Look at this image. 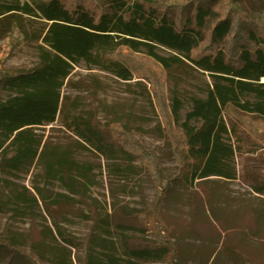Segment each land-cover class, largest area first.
<instances>
[{
	"label": "trees",
	"instance_id": "obj_1",
	"mask_svg": "<svg viewBox=\"0 0 264 264\" xmlns=\"http://www.w3.org/2000/svg\"><path fill=\"white\" fill-rule=\"evenodd\" d=\"M22 15L42 19L47 28L33 68L0 74V88L8 92L7 96L0 94V169L20 171L37 162L48 181H57L77 194L89 189L92 170L75 154L87 146L102 154L117 147L126 158L142 165L157 187L153 210L140 214L139 219L145 230L167 244L140 254L151 262L177 257L174 228L163 212L169 194L213 176L236 178L225 159L233 154V145L243 144L244 137L236 126L226 124L224 110L237 111L250 136L264 141V0H15L0 5V17L17 22ZM142 53L147 58H140ZM82 63L124 82L137 76L152 83L157 115L162 116L163 130L175 143L178 170L174 177L162 181L161 168L143 143L141 129H131L118 119L101 124L95 110L82 115L79 97L70 100L63 93L72 72ZM183 64L209 75L212 84L205 97L192 98L191 109L176 132L182 106L177 98L172 106L167 104L163 80ZM129 87L148 91L142 83ZM56 124L72 133L74 141L63 144L39 133ZM32 189L34 193L26 187L15 191L18 200L31 206L38 204L39 197L48 215L58 214L61 194L52 197L45 187ZM210 208L213 219L219 221L213 205ZM59 236L75 248L72 238L61 231ZM93 238L85 264H104L89 251L95 244ZM9 241L6 250L28 264H73L72 249L66 246L58 249L16 233ZM30 241L33 253L22 249Z\"/></svg>",
	"mask_w": 264,
	"mask_h": 264
},
{
	"label": "rangeland",
	"instance_id": "obj_2",
	"mask_svg": "<svg viewBox=\"0 0 264 264\" xmlns=\"http://www.w3.org/2000/svg\"><path fill=\"white\" fill-rule=\"evenodd\" d=\"M14 1L0 0V5ZM3 17H0V74L33 68L38 63L37 46L46 31V22L27 15L17 18V22L16 18ZM159 53L171 55L168 51ZM139 57L147 58L143 53ZM137 83L144 84L148 91L141 93L138 88L129 87ZM211 84L209 75L185 64L164 76L167 104L172 106L177 98L182 106L176 132L191 109L192 98L205 97ZM63 93L70 100L79 97L82 115L95 110L101 124L118 119L131 129H141L143 143L161 168L162 181L165 183L176 175L175 143L163 130V118L157 115L156 96L147 78L135 76L124 82L82 63L72 72ZM0 94L7 96L8 92L0 88ZM223 117L229 127L236 126L244 137L243 144L237 148L233 145V154L225 159L236 178L213 176L169 194L163 212L166 222L174 228L172 241L180 253L177 257L151 262L140 254L167 244L145 230L139 219L140 214L153 210L157 197V187L148 171L137 161L126 158L117 147L102 154L87 146L75 158L92 170V180L89 189H81L77 194L69 193L57 181H48L37 162L20 171L0 169V264H28L5 248L13 233L56 245L58 249L60 246L72 249L73 264H85L91 236L95 244L89 251L104 264H264V141L250 136L248 126H244L242 116L234 109L224 110ZM258 131L262 132L260 128ZM39 133L63 144L75 138L61 124ZM34 186L52 191V197L63 196L62 206L54 217L46 213L39 197H36L38 204L33 202L31 206L18 200L15 191L26 187L34 193ZM210 204L219 221L213 219ZM59 231L75 241V248L65 244ZM31 245L30 241L22 249L33 253Z\"/></svg>",
	"mask_w": 264,
	"mask_h": 264
}]
</instances>
